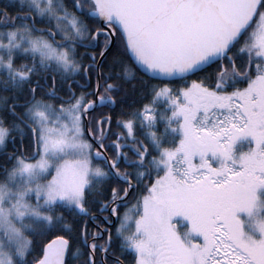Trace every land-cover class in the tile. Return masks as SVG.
<instances>
[{
    "label": "snow or ice",
    "instance_id": "6c2138e0",
    "mask_svg": "<svg viewBox=\"0 0 264 264\" xmlns=\"http://www.w3.org/2000/svg\"><path fill=\"white\" fill-rule=\"evenodd\" d=\"M0 264H264V0H0Z\"/></svg>",
    "mask_w": 264,
    "mask_h": 264
},
{
    "label": "trees",
    "instance_id": "16d2710c",
    "mask_svg": "<svg viewBox=\"0 0 264 264\" xmlns=\"http://www.w3.org/2000/svg\"><path fill=\"white\" fill-rule=\"evenodd\" d=\"M137 106H139V105H137Z\"/></svg>",
    "mask_w": 264,
    "mask_h": 264
}]
</instances>
